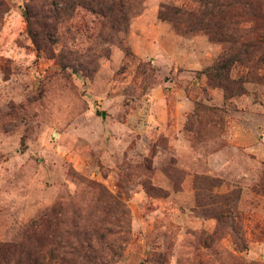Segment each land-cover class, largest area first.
I'll list each match as a JSON object with an SVG mask.
<instances>
[{
    "label": "rangeland",
    "instance_id": "374dc122",
    "mask_svg": "<svg viewBox=\"0 0 264 264\" xmlns=\"http://www.w3.org/2000/svg\"><path fill=\"white\" fill-rule=\"evenodd\" d=\"M55 1L0 0V243L264 264V0Z\"/></svg>",
    "mask_w": 264,
    "mask_h": 264
},
{
    "label": "trees",
    "instance_id": "16d2710c",
    "mask_svg": "<svg viewBox=\"0 0 264 264\" xmlns=\"http://www.w3.org/2000/svg\"><path fill=\"white\" fill-rule=\"evenodd\" d=\"M51 3L54 9L56 8L59 10L61 8L58 1L52 0ZM77 3L96 13L106 11L108 9L107 5L110 4L102 0H79ZM24 15L27 19L28 15L26 12ZM31 35L32 39L35 40L36 35L33 33ZM20 247H22V249L14 256L16 253L15 251ZM23 247L27 252L23 251ZM66 261V257H55L51 249L44 252V244L41 242H36L35 246L30 247H27L26 243L23 242L19 244L10 242L0 243V264H66Z\"/></svg>",
    "mask_w": 264,
    "mask_h": 264
}]
</instances>
